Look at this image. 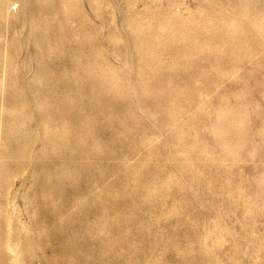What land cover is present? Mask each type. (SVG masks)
Instances as JSON below:
<instances>
[{
  "label": "rangeland",
  "instance_id": "374dc122",
  "mask_svg": "<svg viewBox=\"0 0 264 264\" xmlns=\"http://www.w3.org/2000/svg\"><path fill=\"white\" fill-rule=\"evenodd\" d=\"M0 5V264H264V0Z\"/></svg>",
  "mask_w": 264,
  "mask_h": 264
},
{
  "label": "bare ground",
  "instance_id": "6f19581e",
  "mask_svg": "<svg viewBox=\"0 0 264 264\" xmlns=\"http://www.w3.org/2000/svg\"><path fill=\"white\" fill-rule=\"evenodd\" d=\"M233 2V1H232ZM196 3V2H195ZM235 3V2H234ZM226 4V3H225ZM198 5V4H197ZM204 5V4H203ZM1 6V5H0ZM4 6H6V5H4ZM99 6V5H98ZM231 6V5H230ZM207 7V6H206ZM102 8V7H101ZM99 9V8H98ZM116 9V8H115ZM209 9V8H208ZM258 10V9H257ZM264 10V9H263ZM132 11H133V9H132ZM130 12H131V10H130ZM264 12V11H263ZM258 13V12H257ZM130 15V14H129ZM118 17V16H117ZM129 19V18H128ZM208 19V18H207ZM143 20V19H142ZM199 20V19H198ZM213 20V19H212ZM118 21V20H117ZM195 21V20H194ZM203 21V20H202ZM263 21V20H262ZM120 22V21H119ZM139 22V21H138ZM264 22V21H263ZM131 27V29H132V26H130ZM223 28V27H222ZM126 30L128 29V28H125ZM131 29H130V31H131ZM182 29H183V27H182ZM125 30V31H126ZM128 32H129V29L127 30ZM126 31V32H127ZM183 32H184V30H183ZM185 33H186V31H185ZM202 33H204V32H202ZM193 35V34H192ZM59 88V87H58ZM63 94V93H62ZM51 116V115H50ZM54 117V116H53ZM51 119V118H50ZM67 120V119H66ZM53 122H55L56 123V121H53ZM59 124V123H58ZM60 125V124H59ZM34 126V125H33ZM61 127V126H60ZM62 128V127H61ZM56 129V128H55ZM70 129V128H69ZM61 130V129H60ZM62 131V130H61ZM71 131V130H70ZM93 132H94V130H93ZM66 134V133H65ZM40 141V140H39ZM19 148V147H18ZM18 148H16V151L18 150V152H20V153H22V156L24 157V156H26V155H28L29 154V150H28V147H27V145L25 144V145H22L19 149ZM15 150V149H14ZM27 152V153H26ZM23 153H25V154H23ZM25 160H27L26 158H25ZM21 165V164H20ZM28 165H29V163H26V164H24V165H21L20 167H16V170H19V172H17L18 173V176H19V178H20V180H23V179H28V177L30 176L31 177V175H28V172H29V167H28ZM47 166V165H46ZM187 167V166H186ZM30 173H31V171H30ZM15 175V174H14ZM148 177V176H147ZM18 178V177H17ZM14 179H16V178H14ZM30 179V178H29ZM149 179V178H148ZM144 180V179H143ZM145 180H146V184H148V182H147V179L145 178ZM37 183V182H36ZM142 184H143V182H142ZM145 184V183H144ZM39 185V184H38ZM151 186V185H150ZM19 187V186H18ZM142 188H143V186H142ZM19 191L21 190L20 188L18 189ZM142 190V189H141ZM21 192H23V191H21ZM21 192H18L19 194L21 193ZM132 194V193H131ZM150 194V197H151V193H149ZM148 194V195H149ZM23 195V194H22ZM42 195H44V193L42 194ZM147 195V196H148ZM41 196V195H40ZM45 196V195H44ZM138 197V196H137ZM136 197V198H137ZM149 197V198H150ZM41 198V197H40ZM40 198H39V201H40ZM38 199V198H37ZM44 199V197L42 198V200ZM146 199H148V197L146 198ZM35 202H37V201H35ZM125 202V201H124ZM32 203H34V202H32ZM126 203V202H125ZM148 203V202H147ZM124 204V203H123ZM123 204H122V206H123ZM39 205V203L37 204V206ZM127 204H125L124 205V207H122L123 208V210L121 209V211H123L124 212V208H125V206H126ZM130 205V204H129ZM150 205V204H149ZM34 206H35V204H34ZM40 206V205H39ZM42 207V204H41V206H40V208ZM37 209V208H36ZM42 209V208H41ZM37 210H39V209H37ZM41 211V210H40ZM120 211V212H121ZM120 216H121V214H120ZM124 220H125V218H124ZM126 222V221H125ZM8 224H9V235H8V239H7V246L9 247V249L12 251V252H14V262H16V264H20V259L18 258V255L16 254V252H15V246L17 247V242L14 244L13 243V241H14V239H15V228H14V224L12 223V219H8ZM44 226V225H43ZM45 227V226H44ZM123 237V236H122ZM122 239V238H121ZM11 254V253H10ZM12 255H13V253H12Z\"/></svg>",
  "mask_w": 264,
  "mask_h": 264
}]
</instances>
